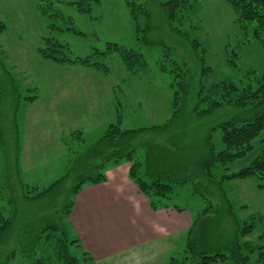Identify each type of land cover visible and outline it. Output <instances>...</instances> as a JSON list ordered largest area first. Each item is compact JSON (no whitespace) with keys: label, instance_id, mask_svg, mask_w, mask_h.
Returning a JSON list of instances; mask_svg holds the SVG:
<instances>
[{"label":"rangeland","instance_id":"374dc122","mask_svg":"<svg viewBox=\"0 0 264 264\" xmlns=\"http://www.w3.org/2000/svg\"><path fill=\"white\" fill-rule=\"evenodd\" d=\"M166 1H138L148 8L150 20L141 15L135 21L126 0H90L89 13L79 12L78 6L73 4L84 2L82 0H0V24L4 27L0 34V180L3 184L0 208H10L8 195L12 196L10 191L16 186L14 170L17 169L25 185L39 189L48 188L62 177L69 162L92 146L90 144L103 135L110 121L116 123L114 114L113 119L107 120L105 115L97 119L100 121L85 118L84 114L97 116V111L103 113L101 106H111V103L117 106L121 101L122 130L168 124L156 132L151 129L146 136V146H138L141 164L149 150L151 156L167 153L169 165H177L174 160L181 162L185 153L202 149L211 129H214L211 134L216 150L223 148L219 143L218 126L238 115L237 109L229 106L199 116L197 111L206 109L207 103L201 102L194 111L196 95L198 92L205 95L201 86L209 88L221 81L256 86L264 77V46L253 39L249 27H240L235 11L224 0H197L192 9L184 11L172 24L167 22L160 5ZM46 38L66 47L70 59L93 56L91 61L100 65V69L43 59L37 50L47 47ZM112 46L140 56V62L131 59L129 65L133 73L120 53L107 54ZM103 52L106 54L98 56ZM180 70L186 71L185 92L178 91L181 80L176 74H181ZM97 72L99 75L95 76ZM177 91L181 99L174 105ZM94 97H99L100 103H90ZM26 98L31 101L26 102ZM19 106L22 108L17 120L19 126L23 128L22 116L26 112L27 126L29 121L38 120V128L45 130L42 138L51 139L52 146L46 156L34 158L27 164L26 159L21 160L20 168L14 126ZM240 115L245 116L241 112ZM73 125L76 127L72 128ZM49 128L51 134H46ZM26 130V137L32 142L33 127ZM97 151L102 152L101 148ZM258 154L264 155V133L253 141V150L245 158L229 166L230 171L249 165ZM142 166L136 170L135 179L142 177ZM215 175L219 178L222 170H216ZM261 182L253 177L222 184L233 213L241 223L251 216L264 218V191L256 187ZM219 186L211 184L214 196L209 198L210 205H217L219 209L201 225L207 229L211 251L230 247L235 234L225 200L217 199ZM173 187L172 193L157 209L183 208L198 219L208 202L199 195H192L193 180ZM28 214L23 210L19 222L28 223ZM263 230V224L257 221L253 232L242 241L257 244ZM21 233L27 236L29 231ZM10 250L0 258L9 257ZM255 257L251 256V264H255Z\"/></svg>","mask_w":264,"mask_h":264},{"label":"trees","instance_id":"16d2710c","mask_svg":"<svg viewBox=\"0 0 264 264\" xmlns=\"http://www.w3.org/2000/svg\"><path fill=\"white\" fill-rule=\"evenodd\" d=\"M82 1L84 2L73 4L78 6L79 12L89 13L90 0ZM138 1L140 0H126L131 17L136 21L137 17L144 15L150 20L148 8L144 3H137ZM224 1L235 11L240 27L242 29L249 27L253 39L264 46V0ZM196 2L197 0H167L160 5L164 9L167 22L172 24L177 22L184 11L192 9ZM42 6L39 4L41 9ZM42 11L46 14L45 10L42 9ZM147 23L149 26L150 22L147 21ZM3 29L4 27L0 24V34ZM68 30L74 31L72 28ZM44 41L47 47L37 50L43 59L57 64L79 65L88 68L94 66L100 69V65L91 61L93 56L70 59L67 56V48L57 40L46 38ZM111 52L120 53L131 72L133 71L129 65L133 61L131 59L134 58V61L140 62V56L130 55L117 46L109 48L107 54ZM105 54L106 52H103L98 56ZM161 69H165L163 64H161ZM204 70L208 72V68ZM180 73L176 74L181 80L178 81V91L185 92L186 71L180 70ZM204 89L205 95L202 96L200 92L196 95L197 106L194 111L201 102H206L207 108L197 111V115H209L229 106L235 107L239 113L218 126L219 143L223 147L219 151L216 150L212 141L211 131L214 129H211L202 149H195V152L190 154L185 153L181 162L174 160L177 165H169L170 158L167 153L158 152L155 156H151L149 150L146 152L144 163L141 164L139 161L141 150L138 146H146L147 134L151 129L156 132L167 127L168 124L153 126L149 129L122 130L119 121L115 125H110L103 135L84 153L77 156L72 163L69 162L65 174L46 189L25 185L18 177L17 169L14 170L16 186L10 191L12 196L8 195L10 208L8 210L4 207L0 208V256L5 254L6 250H11L9 257L0 258V264H13L14 262L19 264H93L92 258L82 249L79 241L71 237L67 220L72 212L74 200L82 187L103 182L105 164L114 163L116 165L121 162L129 163L130 179L149 200L153 210L159 208L162 201L168 198L174 185H183L188 180H193L192 195H199L208 202L198 219L192 222L187 232L184 250L172 256L170 264H251L252 255L256 256L255 264H264V230L258 237L257 244L242 241L253 232L257 221L264 226V218L251 216L248 221L241 223L234 215L231 201L222 188L225 182L255 177L262 181L256 186L257 189L264 191V155L258 154L249 165L238 171L232 172L229 167L236 160L245 158L253 150V141L264 133V77L258 80L256 86H237L229 81H221L209 88L200 87L201 91ZM178 91L174 105H177L181 99ZM25 101L30 102L31 99L26 98ZM240 112L245 116H241ZM175 113L176 111L173 118ZM100 148L102 152L97 153ZM141 166L143 167L142 177L135 179L136 170ZM219 169L222 170V175L217 178L215 173ZM1 181L0 201L3 194ZM211 184L220 185L216 194L217 199L225 200L234 225V242L225 250L211 251L207 242V229L201 226L210 215H214L219 209L217 205L209 203L211 197L214 196ZM46 205H48L47 208H52L49 210ZM23 210L24 213L29 212L28 223L19 222V215ZM26 230L29 234L22 236L21 232L23 231L24 234Z\"/></svg>","mask_w":264,"mask_h":264},{"label":"crops","instance_id":"0c3cea01","mask_svg":"<svg viewBox=\"0 0 264 264\" xmlns=\"http://www.w3.org/2000/svg\"><path fill=\"white\" fill-rule=\"evenodd\" d=\"M98 102L100 98L94 97L90 103ZM121 105V101L117 106L111 103V106H101L103 113L97 111V116L85 112L84 116L100 121L97 119L102 116L106 115L107 120H111L115 115L116 123L110 121L109 127L120 121ZM21 109L17 111L14 124L19 146L18 168L23 165L21 160L26 159L27 164L34 158L46 156L50 153L47 151L52 150L51 139L46 141L42 138L45 130L38 128V120L29 121L27 126V113L23 112V128L19 126L17 120ZM28 127H33L32 142L26 137ZM46 134H51L50 128ZM129 168L127 162L105 164V180L82 187L67 220L70 235L79 241L82 249L92 258L93 264H170L171 257L184 250L194 216L185 212L186 209L176 210L177 207H174L175 210L167 207L153 210L149 200L130 179Z\"/></svg>","mask_w":264,"mask_h":264}]
</instances>
